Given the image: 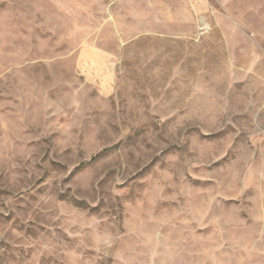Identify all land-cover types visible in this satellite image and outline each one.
<instances>
[{"label":"rangeland","instance_id":"1","mask_svg":"<svg viewBox=\"0 0 264 264\" xmlns=\"http://www.w3.org/2000/svg\"><path fill=\"white\" fill-rule=\"evenodd\" d=\"M0 264H264V0H0Z\"/></svg>","mask_w":264,"mask_h":264},{"label":"bare ground","instance_id":"2","mask_svg":"<svg viewBox=\"0 0 264 264\" xmlns=\"http://www.w3.org/2000/svg\"><path fill=\"white\" fill-rule=\"evenodd\" d=\"M240 254V253H239ZM238 256V255H237ZM239 257V256H238ZM241 262H242V260H241Z\"/></svg>","mask_w":264,"mask_h":264}]
</instances>
